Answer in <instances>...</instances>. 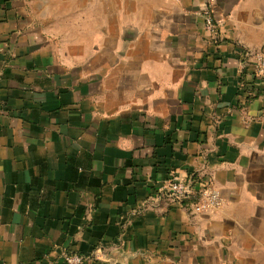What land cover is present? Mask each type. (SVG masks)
Here are the masks:
<instances>
[{
  "label": "crops",
  "instance_id": "obj_1",
  "mask_svg": "<svg viewBox=\"0 0 264 264\" xmlns=\"http://www.w3.org/2000/svg\"><path fill=\"white\" fill-rule=\"evenodd\" d=\"M248 50L264 0H0V264H264ZM169 175L221 207L161 194Z\"/></svg>",
  "mask_w": 264,
  "mask_h": 264
},
{
  "label": "built area",
  "instance_id": "obj_2",
  "mask_svg": "<svg viewBox=\"0 0 264 264\" xmlns=\"http://www.w3.org/2000/svg\"><path fill=\"white\" fill-rule=\"evenodd\" d=\"M205 28L213 35L218 36L217 20L212 12L211 7H206L203 11ZM245 57L252 58L256 61V73L264 77V52L263 51H245ZM2 75V74H1ZM160 193L170 196L174 201L183 204L184 199L189 198L192 194H200L197 202L190 203L192 211L213 212L219 209L223 203L220 191L211 184L199 185L198 182L189 178L183 180L177 177L168 176L160 187ZM184 205V204H183ZM93 258L103 259L110 262V256L104 251H97ZM90 258L80 254L67 253L65 255V264H89Z\"/></svg>",
  "mask_w": 264,
  "mask_h": 264
},
{
  "label": "trees",
  "instance_id": "obj_3",
  "mask_svg": "<svg viewBox=\"0 0 264 264\" xmlns=\"http://www.w3.org/2000/svg\"><path fill=\"white\" fill-rule=\"evenodd\" d=\"M251 96L252 97H250V98H254L253 95H251ZM193 179L196 180L195 178H193ZM199 198H200V194H198V193L192 194L189 198L184 199L183 204L184 205H190V203H192V202H197L199 200Z\"/></svg>",
  "mask_w": 264,
  "mask_h": 264
},
{
  "label": "water",
  "instance_id": "obj_4",
  "mask_svg": "<svg viewBox=\"0 0 264 264\" xmlns=\"http://www.w3.org/2000/svg\"><path fill=\"white\" fill-rule=\"evenodd\" d=\"M110 261H111L113 264H120V263H121V262H119L118 260L113 259L112 257H110Z\"/></svg>",
  "mask_w": 264,
  "mask_h": 264
}]
</instances>
